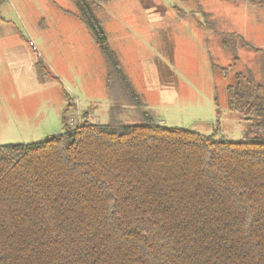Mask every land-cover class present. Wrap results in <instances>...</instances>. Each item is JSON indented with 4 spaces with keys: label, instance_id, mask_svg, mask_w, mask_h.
<instances>
[{
    "label": "trees",
    "instance_id": "obj_1",
    "mask_svg": "<svg viewBox=\"0 0 264 264\" xmlns=\"http://www.w3.org/2000/svg\"><path fill=\"white\" fill-rule=\"evenodd\" d=\"M73 2L106 64L109 118L71 123L64 93L60 132L0 144V264H264V138L157 124L108 43L100 5ZM240 43L262 54L264 77V48ZM221 46L237 58L233 35ZM35 66L40 81L54 79L41 59ZM226 95L264 137V80L237 73ZM129 107L133 123L119 116Z\"/></svg>",
    "mask_w": 264,
    "mask_h": 264
},
{
    "label": "rangeland",
    "instance_id": "obj_2",
    "mask_svg": "<svg viewBox=\"0 0 264 264\" xmlns=\"http://www.w3.org/2000/svg\"><path fill=\"white\" fill-rule=\"evenodd\" d=\"M30 1L40 8L48 9L55 4L63 10L66 18L57 20L50 31L36 34V41L42 43L47 54L54 45L69 65L63 80L78 98L77 111L82 109L88 122L106 123L110 99L105 84V63L76 4L73 0ZM90 1L100 5L95 12L108 43L145 110L153 112L157 124L213 135L217 140L264 138L255 129L254 121L229 110L226 95V87L234 82L237 73L250 71L257 83L264 80L262 54L240 43L242 38L251 47L264 48V6L225 0ZM2 3H7L3 8L5 14L16 20L11 6L18 5L16 0ZM222 34L234 36L236 59L235 54L221 46ZM94 49L101 57L100 66L95 61ZM0 75L2 81H7L8 90L13 91L5 71L1 69ZM46 97L30 112L14 104V99L1 102V145L39 142L60 132L67 99L62 93ZM71 109L70 118L77 115ZM125 110L119 115L123 121L137 120V111L131 107ZM81 121L79 118L73 123Z\"/></svg>",
    "mask_w": 264,
    "mask_h": 264
},
{
    "label": "crops",
    "instance_id": "obj_3",
    "mask_svg": "<svg viewBox=\"0 0 264 264\" xmlns=\"http://www.w3.org/2000/svg\"><path fill=\"white\" fill-rule=\"evenodd\" d=\"M1 1L0 70L2 69L5 71L13 91L8 90V86L6 85L7 81H2L0 75V107L1 102L6 103L8 99H14V104H18L30 112L31 109L37 107L40 102L48 99L46 97L47 95L62 93L63 98H65L64 93H66L73 106L71 111H75L77 113L76 117L79 118V115H83L84 111L82 109L81 111H77L79 110L76 106L78 98L75 92L69 88L63 80L69 65L61 58V52L54 48V43L51 44L53 47L51 48L50 54H47L42 43H38L35 38L36 34L43 31H50L52 29L51 26L55 27V22L57 20L59 22L63 21L66 18L62 12L63 10L57 9L55 4H52V7L47 9L38 7L30 0H16L18 5L16 3H12L11 5L17 17L16 20H13L9 18L3 10L7 3L1 4ZM62 28L63 27H57L59 30ZM32 29L35 30L32 31ZM31 31L33 33H31ZM24 34H26V36ZM48 41L50 42V39H48ZM30 42H33L36 49L33 50L30 46ZM94 52L95 61L97 64L99 63L100 66L101 57L97 49H94ZM37 59L42 60L48 72L53 76V80H39L35 66ZM10 104L11 106L13 105L12 101Z\"/></svg>",
    "mask_w": 264,
    "mask_h": 264
},
{
    "label": "built area",
    "instance_id": "obj_4",
    "mask_svg": "<svg viewBox=\"0 0 264 264\" xmlns=\"http://www.w3.org/2000/svg\"><path fill=\"white\" fill-rule=\"evenodd\" d=\"M30 46L33 48V50L35 49V46L32 42H30ZM74 122V117L71 118V123Z\"/></svg>",
    "mask_w": 264,
    "mask_h": 264
}]
</instances>
